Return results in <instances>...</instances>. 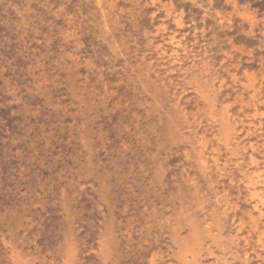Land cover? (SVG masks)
I'll list each match as a JSON object with an SVG mask.
<instances>
[{
    "label": "rangeland",
    "instance_id": "374dc122",
    "mask_svg": "<svg viewBox=\"0 0 264 264\" xmlns=\"http://www.w3.org/2000/svg\"><path fill=\"white\" fill-rule=\"evenodd\" d=\"M263 176L264 0H0V264H264Z\"/></svg>",
    "mask_w": 264,
    "mask_h": 264
},
{
    "label": "bare ground",
    "instance_id": "6f19581e",
    "mask_svg": "<svg viewBox=\"0 0 264 264\" xmlns=\"http://www.w3.org/2000/svg\"><path fill=\"white\" fill-rule=\"evenodd\" d=\"M156 6V5H155ZM249 21V20H248ZM173 40V39H172ZM124 44V43H123ZM121 46V45H120ZM226 87V86H225ZM195 90V89H194ZM199 118V117H198ZM202 145V144H201ZM252 150V149H251ZM185 155V154H184ZM252 161V160H251ZM253 162H255V161H253ZM252 162V163H253ZM256 165V164H255ZM224 170V169H223ZM259 170V169H258ZM258 170H256V171H258ZM260 172V171H259ZM257 175V174H256ZM259 177V176H258ZM264 177V176H263ZM254 180V179H253ZM257 180V179H256ZM264 180V179H263ZM252 181V180H251ZM264 182V181H263ZM250 183H252V182H250ZM261 183V182H260ZM252 184H254V182L252 183ZM255 184H258V183H255ZM263 184V183H262ZM221 186V185H220ZM252 186V185H251ZM254 186V185H253ZM261 190V189H260ZM259 190V191H260ZM255 191V190H254ZM263 191V190H262ZM261 191V192H262ZM252 199V198H251ZM261 201V200H260ZM32 203V202H31ZM254 203V202H253ZM256 203V202H255ZM252 204V203H251ZM24 206V205H23ZM254 206V205H253ZM22 209V208H21ZM258 209V208H257ZM260 210V209H259ZM249 211V210H248ZM26 212V211H25ZM261 213H262V211H261ZM30 223V222H29ZM209 223V222H208ZM213 225V224H212ZM30 226V225H29ZM194 226V225H193ZM206 226V225H205ZM211 226V225H210ZM239 227V226H238ZM256 227V226H255ZM201 228V227H200ZM217 228V227H216ZM194 229V228H193ZM193 229H192V231H193ZM212 229V228H211ZM214 229V228H213ZM218 229V228H217ZM222 232V231H221ZM137 233V232H136ZM194 233V232H193ZM211 233V232H210ZM197 234V233H196ZM218 234V233H217ZM195 236V235H194ZM173 240V239H172ZM211 241V240H210ZM220 245V244H219ZM218 246V245H217ZM141 247V246H140ZM223 248V247H222ZM187 249V248H186ZM188 250V249H187ZM211 253H212V251H211ZM195 254V253H194ZM196 255H198V254H196ZM256 255V254H255ZM17 256V255H16ZM184 256V255H183ZM194 256V255H193ZM259 256V255H258ZM195 257V256H194ZM198 257V256H197ZM192 259V258H191Z\"/></svg>",
    "mask_w": 264,
    "mask_h": 264
}]
</instances>
